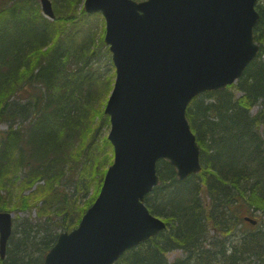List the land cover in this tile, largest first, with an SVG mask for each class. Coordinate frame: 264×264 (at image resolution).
Here are the masks:
<instances>
[{
	"label": "trees",
	"instance_id": "trees-1",
	"mask_svg": "<svg viewBox=\"0 0 264 264\" xmlns=\"http://www.w3.org/2000/svg\"><path fill=\"white\" fill-rule=\"evenodd\" d=\"M54 2L56 14L50 21L32 0H0V120L12 122L8 131L0 132V181L13 166L14 174L29 168L27 181L16 192L8 188L11 177L3 185L0 182V202L5 206V193L13 194L15 207L33 206L39 219L46 216L12 232L0 264H42L59 233L75 228L93 203L112 160L106 154L97 162L99 144L111 148L107 138L98 139L108 119L102 110H92L102 78L80 60L75 59L73 67L67 64L75 36L85 31L75 22L81 0H63L66 3L59 6ZM255 8L257 57L235 86L197 96L186 111L200 148L201 171L179 181L168 162H157L159 184L144 202L166 228L126 251L115 264H264V0H258ZM69 24L75 26L68 28ZM233 87L240 97L232 94ZM19 93L25 94L23 102L17 99ZM96 118L97 127L92 123ZM17 119L28 121L24 133L12 130ZM86 129L87 142L75 148ZM32 134L37 135L39 150L29 147ZM70 147L75 149L72 156L67 154ZM78 155L82 157L76 160ZM69 158L75 161L71 166ZM88 168L97 175L94 196L79 206L77 201L89 192L82 190L79 197ZM39 181L43 185H36L28 197L21 196ZM66 182L71 186L62 189ZM249 211L260 212L262 223L249 224L242 237L229 242L225 236L244 224ZM52 213L59 219L50 218ZM174 251L182 254L169 261L167 255Z\"/></svg>",
	"mask_w": 264,
	"mask_h": 264
},
{
	"label": "water",
	"instance_id": "water-1",
	"mask_svg": "<svg viewBox=\"0 0 264 264\" xmlns=\"http://www.w3.org/2000/svg\"><path fill=\"white\" fill-rule=\"evenodd\" d=\"M256 2L84 1L87 13L105 19L104 41L116 69L104 110L114 158L94 203L75 229L59 234L43 264H114L165 228L143 203L159 181L156 163L168 161L179 180L200 171L186 108L198 94L233 84L256 57ZM41 5L53 18L50 2ZM11 218L0 213L1 258Z\"/></svg>",
	"mask_w": 264,
	"mask_h": 264
},
{
	"label": "rangeland",
	"instance_id": "rangeland-1",
	"mask_svg": "<svg viewBox=\"0 0 264 264\" xmlns=\"http://www.w3.org/2000/svg\"><path fill=\"white\" fill-rule=\"evenodd\" d=\"M51 2V6L53 9L54 14H56L55 12V7H54V0H49ZM57 6L62 5L66 2L63 3V0H55ZM83 1L81 0V2L77 5L76 8V20L75 22L79 23V25H81V29L82 27L85 29L84 33H82L81 35H79L77 33V35L75 36L74 40H73V45L72 48L70 49V53L69 56L70 57V61L67 63L70 67H73V64L75 62V59L80 60V65L82 63H87L88 66L86 69H88L89 67L92 68V71L95 70L97 71L98 74H100L103 84L97 89L95 90L93 87L92 89L95 90V94L96 97L94 98V105L92 106V110H96V111H101L103 112L104 106H105V102L108 99L109 93L111 91L112 88V84L114 81V75H115V69L114 66L112 64L111 61V55L109 53L108 47L107 45L104 43V35H105V24H104V20L103 18L99 15V14H92V15H88L87 13L84 12L83 10ZM32 2L34 4H38L39 9H40V1L39 0H32ZM71 24L67 25L70 26ZM75 25H72L68 28H72ZM84 46V47H83ZM83 48H86V59L84 61H82L83 57H81V54H83ZM79 55H78V54ZM91 71V72H92ZM90 72V73H91ZM107 83V84H106ZM231 92L232 94L235 96V98H238L241 96V93L239 91H237L235 89V87L231 88ZM92 96L94 94V91L91 92ZM18 100H21V102H23L25 100V94L24 93H19L17 96ZM257 111V107L254 108L251 111V114H254ZM89 122V120L87 119V123ZM93 125H96V127L99 125V121L98 118L94 119V121L92 122ZM12 124L11 121H3L0 120V132H5L9 130V125ZM28 121L26 123L24 122H20L19 119H17L15 121V125H13V129L15 131H18L20 133H24L23 130L25 129L24 127L27 126ZM109 132V125H107L106 127H103L101 129V131L99 132L100 137L98 139L104 140ZM22 138L21 140H23L26 137V134L21 135ZM19 136V137H21ZM89 138V135L87 133V129L84 130L83 132L80 133L78 141H79V145L75 148H79L80 145L85 144V142H87ZM21 148V144H18ZM99 148L97 150L98 152V161L100 162L102 161V159H105L106 154L110 158L112 159V151L111 148H109L108 146H106V148L104 149L103 145L99 144ZM29 147H31L32 151H36L40 149V145L39 142L37 140V135L32 134L31 138H30V142H29ZM15 149V153H16ZM74 148L70 147L67 150V154L69 155H73L74 154ZM21 153L23 155H27L28 153L21 150ZM80 155V154H79ZM76 156V160L80 159L82 156L79 157ZM68 156V155H67ZM88 157V155L86 154L85 157L83 158V160H85ZM68 166H71L75 161L74 159H68ZM112 161V160H111ZM100 164V163H99ZM29 168H23L22 170L18 169V172L16 174H14V172L16 171L14 166L10 168V171L8 173V175L1 180V184H5L8 182V179L11 177V179L8 182V188H13L14 191L16 192L17 188L22 184V182H26L28 179V171ZM100 169V167L98 168ZM88 174L89 177L88 179L85 178V188H79L78 192H79V197L82 196L83 193L82 190H84L86 192V190L88 189L89 192L87 193L86 197L84 198V200L80 201V199L77 201V203L79 204V206H83L84 203L91 198V196H94V187L96 182H94V180H97V175H96V171H93L91 168H88ZM92 175L96 176L95 179H91ZM90 180H93L91 182V186H90ZM13 183V185H11ZM1 185V187H2ZM36 185H43V181H39L37 184H34L32 189L29 191H24L21 193V196L24 197H28L30 195V193L32 191L35 190ZM65 186H71L70 182H66L64 184V186L62 187V189H64ZM71 188V187H70ZM71 190V189H70ZM6 199H7V204L4 206L3 202H0V212H7L10 213L12 215V220L14 222L13 226L15 225L16 229L13 227L14 231L13 232H17L18 230H21L23 227L26 226V224L30 223L31 225H33L35 222H41L43 221L42 219L45 218L46 216H43L42 219L38 218V208L35 207H31L29 209H25V210H21L17 207H15L13 205V202H15V200H13V194H9V193H5ZM12 202V203H11ZM40 206V203L37 205V207ZM53 210V209H52ZM252 213V214H249ZM249 213L245 214V217H249L252 220L257 221V224L262 223L261 220L263 219L262 217H260L261 213L258 211H254L251 212L249 211ZM50 218H54L55 220L59 219V216L55 215L54 213H52V215L50 216ZM41 220V221H39ZM24 224V225H22ZM256 224V225H257ZM249 223H242L240 225H238L234 231H232L231 234H227V237L229 240V242L231 240H236L240 237H242L243 233L248 229ZM209 235H213V233H210L209 231ZM39 236L41 237V234H39ZM16 241V238L12 240V243H14ZM181 252L180 251H174L171 253H168L167 255V259L169 261H172L178 257L181 256Z\"/></svg>",
	"mask_w": 264,
	"mask_h": 264
}]
</instances>
